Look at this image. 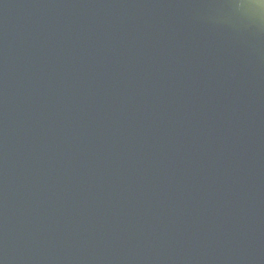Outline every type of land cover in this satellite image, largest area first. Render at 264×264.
Returning a JSON list of instances; mask_svg holds the SVG:
<instances>
[{
    "label": "water",
    "instance_id": "water-1",
    "mask_svg": "<svg viewBox=\"0 0 264 264\" xmlns=\"http://www.w3.org/2000/svg\"><path fill=\"white\" fill-rule=\"evenodd\" d=\"M0 264H264V5L0 0Z\"/></svg>",
    "mask_w": 264,
    "mask_h": 264
},
{
    "label": "clouds",
    "instance_id": "clouds-1",
    "mask_svg": "<svg viewBox=\"0 0 264 264\" xmlns=\"http://www.w3.org/2000/svg\"><path fill=\"white\" fill-rule=\"evenodd\" d=\"M260 5H264V0H259Z\"/></svg>",
    "mask_w": 264,
    "mask_h": 264
}]
</instances>
